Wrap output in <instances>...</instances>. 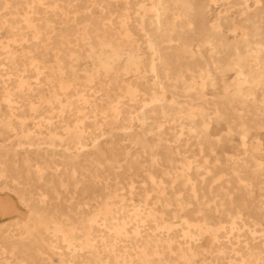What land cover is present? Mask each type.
<instances>
[{"label": "bare ground", "instance_id": "obj_1", "mask_svg": "<svg viewBox=\"0 0 264 264\" xmlns=\"http://www.w3.org/2000/svg\"><path fill=\"white\" fill-rule=\"evenodd\" d=\"M0 90V264H264V0H0Z\"/></svg>", "mask_w": 264, "mask_h": 264}, {"label": "rangeland", "instance_id": "obj_2", "mask_svg": "<svg viewBox=\"0 0 264 264\" xmlns=\"http://www.w3.org/2000/svg\"><path fill=\"white\" fill-rule=\"evenodd\" d=\"M1 91V90H0ZM236 106L239 108V112L240 111H243V109L241 108V105L239 104V103H237L236 104ZM241 108V109H240ZM222 127L223 128H225L226 127V125L225 124H223L222 125ZM260 131H262V133H264V128H262ZM235 141H237V142H239L240 141V138H239V136L238 135H236L235 136ZM249 140H250V142H249V147H250V149L251 148H253V146H254V144H253V138L252 137H250L249 138ZM242 151V148H239V147H237V148H229V150H228V152H230V153H239V152H241ZM187 156H188V158H190V159H192V157H193V153H192V151H187L186 153H185ZM203 154L205 155V156H207V159H208V163H207V165L208 166H212V165H218V169H215V170H213L212 172H211V174H213V175H216V177L215 178H213L212 180L209 178V177H211V176H209L208 175V173L207 174H204V176L205 177H207V182L206 183H212L213 184V189L216 191L217 189H219V186L222 184V185H224V186H227V188L231 191V194H232V196H234V199L235 198H240L241 196H243L245 193H244V189L243 188H239L237 185H236V182H234L232 179H231V176H230V174L228 173H226V172H224V171H222L221 169H222V166H221V161L225 158V156L226 155H223L224 153L222 152H220V159H216V155H214L210 150H208V149H205L204 151H203ZM257 155L259 156V157H261V158H264V148L260 151V152H258L257 153ZM198 156V155H197ZM204 158H202L201 160H203ZM220 164V165H219ZM221 166V167H220ZM223 173V174H222ZM210 174V175H211ZM218 176H221L220 178L218 177ZM262 192H264V190H261ZM247 196V195H246ZM253 196H254V198L256 199V200H262L263 198H264V193L263 194H261L260 193V190L259 189H257V187H255L254 186V192H253ZM248 197V196H247ZM224 206H230V204L229 203H226ZM20 216V218H22V219H24L25 217H23L24 215H18V216H16L17 218ZM15 217L14 216H4V217H0V221H11V220H13ZM8 233H7V231H5V232H2L1 233V236H4V238L6 239V237L8 236L7 235ZM6 236V237H5ZM16 237H18V236H16ZM4 239V240H5ZM30 246H32L31 244H30ZM54 260L55 261H57L58 260V258H57V256H55L54 257ZM35 264H48L45 260H36L35 261Z\"/></svg>", "mask_w": 264, "mask_h": 264}]
</instances>
